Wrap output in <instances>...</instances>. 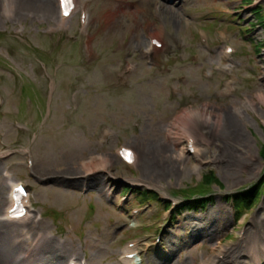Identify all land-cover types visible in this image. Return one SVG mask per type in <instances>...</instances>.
Returning <instances> with one entry per match:
<instances>
[{
  "label": "rangeland",
  "instance_id": "rangeland-1",
  "mask_svg": "<svg viewBox=\"0 0 264 264\" xmlns=\"http://www.w3.org/2000/svg\"><path fill=\"white\" fill-rule=\"evenodd\" d=\"M9 1L10 16L0 13V154H14L0 158V213L7 185L22 180L31 187L32 223L0 222V231L13 230L12 236L0 239V249L8 252L1 262L66 264L68 258L84 257L87 264H121L125 242L137 238L143 264H210L221 255H226L223 264L264 263V189L239 220L225 201L228 194L258 183L264 171V32L252 14L256 9L264 13V0H78L79 6L86 2L89 14L85 31L75 17L60 29L54 16L20 0ZM154 4L160 6L157 17L169 33L193 39L195 27L210 22L195 25L187 15L218 5L230 15L221 25L229 43L223 41L237 54L227 62L220 60L223 46L218 45L211 54L203 48L162 52L153 68L140 64L131 81L113 88L112 74L121 58L137 59L146 45L144 20L151 18ZM201 28L205 33L212 29ZM123 39H130V50L113 53ZM231 62L236 66L231 73L235 70L241 79L236 94L216 97L211 91L222 76L206 81L199 71L229 67ZM181 75L186 79L174 86L172 77ZM244 100L251 102L249 109L242 106ZM188 109L199 113L190 124ZM226 118L235 120L236 138L226 131ZM184 131L194 137L200 163L182 151ZM166 133L173 140L165 139ZM119 145L135 151L132 167L118 160ZM154 148L161 154L151 163L147 153ZM27 153L34 161L32 174L26 171ZM94 154L105 156L109 164L97 180L100 185L82 194L79 163ZM208 170L220 187L207 188L212 200L203 209L183 211L172 220L170 210L146 200L148 210L136 223L138 228L127 230L125 212L117 203L129 195L123 188L130 180L174 202L175 214L184 203L179 191L194 188ZM101 182H106L113 202L104 197ZM137 196L131 194L130 206L139 205ZM158 235L162 240L155 245Z\"/></svg>",
  "mask_w": 264,
  "mask_h": 264
},
{
  "label": "bare ground",
  "instance_id": "bare-ground-1",
  "mask_svg": "<svg viewBox=\"0 0 264 264\" xmlns=\"http://www.w3.org/2000/svg\"><path fill=\"white\" fill-rule=\"evenodd\" d=\"M21 1H22L23 4L29 5L30 7H34L36 9H39L40 11H43L47 15H52V16L55 15L54 11H55V8H56V5H55V3L57 2L56 0H20V2ZM57 9H58V12H59L58 4H57ZM5 12L7 13V15H5V16H8V14L10 12V9H9L8 5L5 8ZM88 23H89V21H88ZM226 88H229V86H226ZM194 116H195V113L192 114V116H191L192 119L194 118ZM225 125H226V129H227L226 131L229 132L234 138H236L238 136V134L236 133L237 126H236L235 120L234 119H230V118H226L225 119ZM182 138H184V136H182ZM194 151H195L194 155L196 157H199V153L196 151V149ZM160 154L161 153H159V151L154 148V149H152V152H148L147 153V157H148L149 161L152 163V161L155 162L157 160V156L160 155ZM162 160H163V165H165L166 157L163 156ZM100 161H101V159L92 158L89 162L84 163L82 165V170H83L84 174L87 176V175H89L91 173H95V172H99V171H105L107 169L105 167L107 161L103 162L102 164H99ZM149 165H151V164L148 163V166ZM157 166H159V165H157ZM88 178L89 177H87V179ZM97 180H99L98 177H96L92 181L91 185L93 187L94 186L96 187V186L100 185V182H97ZM78 181L75 180L73 182V184L77 183ZM102 184L103 183L101 182V185ZM0 205H1V199H0ZM12 232H13V230L0 231V239H6V237L12 236ZM4 236H5V238H4ZM254 248H255V246L251 250L254 251ZM135 249H137V247H135ZM126 253H129V252L126 251L125 254ZM7 254H8V252L6 251L5 247H4V249H0V264H8L7 262L6 263L4 262V259H3V262H1L2 257L6 256ZM254 255L256 256V254H254Z\"/></svg>",
  "mask_w": 264,
  "mask_h": 264
},
{
  "label": "trees",
  "instance_id": "trees-1",
  "mask_svg": "<svg viewBox=\"0 0 264 264\" xmlns=\"http://www.w3.org/2000/svg\"><path fill=\"white\" fill-rule=\"evenodd\" d=\"M209 180L215 181V179L212 176L207 175L205 181L208 182ZM261 185H263V183L262 184L260 183L254 189L247 190L245 193H240L238 195H235L234 197L235 209H239L241 208V206L247 207L251 201L256 199ZM198 202L200 203V200H198Z\"/></svg>",
  "mask_w": 264,
  "mask_h": 264
}]
</instances>
